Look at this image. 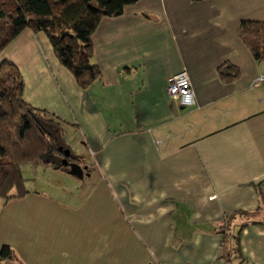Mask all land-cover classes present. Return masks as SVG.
<instances>
[{"label":"crops","instance_id":"obj_1","mask_svg":"<svg viewBox=\"0 0 264 264\" xmlns=\"http://www.w3.org/2000/svg\"><path fill=\"white\" fill-rule=\"evenodd\" d=\"M244 20L264 22V0H137L99 22L101 81L86 91L43 33L15 37L0 59L19 70L27 104L65 123L94 179L67 202L29 189L0 200V250L15 256L0 264H264V81L251 86L264 61L239 39ZM223 63L237 80L221 81ZM179 72L191 108L166 96ZM238 212L252 214L229 226L247 223L239 256L222 228Z\"/></svg>","mask_w":264,"mask_h":264},{"label":"trees","instance_id":"obj_2","mask_svg":"<svg viewBox=\"0 0 264 264\" xmlns=\"http://www.w3.org/2000/svg\"><path fill=\"white\" fill-rule=\"evenodd\" d=\"M137 0H0V56L5 47L23 30L43 33L59 64L83 91L101 81V71L93 61L92 36L103 18H116ZM239 39L256 62L264 61V22L244 20L239 24ZM222 82L237 80V67L223 63L217 68ZM23 79L17 67L0 59V200L4 203L27 194L21 167L43 162L56 171L67 173L68 163L80 159L65 144V123L33 108L23 99ZM260 195V191L258 190ZM237 215V217H236ZM252 214L238 212L226 218L223 242L234 241L231 252L239 256V232H229L235 218L251 219ZM8 246L0 250V262L13 261Z\"/></svg>","mask_w":264,"mask_h":264},{"label":"rangeland","instance_id":"obj_3","mask_svg":"<svg viewBox=\"0 0 264 264\" xmlns=\"http://www.w3.org/2000/svg\"><path fill=\"white\" fill-rule=\"evenodd\" d=\"M75 142L77 143L75 145ZM70 145L79 150L84 148L80 140L71 138ZM84 150V149H83ZM21 175L25 179L26 189L29 191L47 192L57 199L67 202L71 197H80L91 189L93 178L84 174L82 179L70 176L67 173H61L50 168L43 162L25 164L21 167ZM54 189V190H53ZM54 191V192H53Z\"/></svg>","mask_w":264,"mask_h":264},{"label":"built area","instance_id":"obj_4","mask_svg":"<svg viewBox=\"0 0 264 264\" xmlns=\"http://www.w3.org/2000/svg\"><path fill=\"white\" fill-rule=\"evenodd\" d=\"M264 81V75L256 78L251 86ZM166 96L175 100L182 108H191L195 104L194 94L191 89L188 76L185 72H179L172 76L168 85L165 88Z\"/></svg>","mask_w":264,"mask_h":264},{"label":"water","instance_id":"obj_5","mask_svg":"<svg viewBox=\"0 0 264 264\" xmlns=\"http://www.w3.org/2000/svg\"><path fill=\"white\" fill-rule=\"evenodd\" d=\"M62 164L64 167H67V174L78 179L83 178L85 168L81 167L79 164L68 163L67 158L69 156V151L65 150L63 153Z\"/></svg>","mask_w":264,"mask_h":264}]
</instances>
